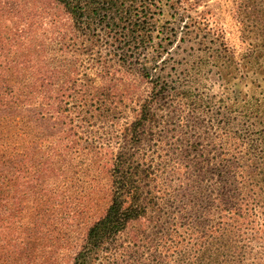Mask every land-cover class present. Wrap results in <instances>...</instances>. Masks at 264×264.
Segmentation results:
<instances>
[{"label":"trees","instance_id":"1","mask_svg":"<svg viewBox=\"0 0 264 264\" xmlns=\"http://www.w3.org/2000/svg\"><path fill=\"white\" fill-rule=\"evenodd\" d=\"M55 1L81 36L111 40L122 49V59L141 65L143 76L155 84L153 99L177 92L173 102L182 114L199 98L208 119L181 118L186 129L181 133L203 136L174 159L158 156L156 163L145 154L123 153L110 159L112 165L107 162L111 204L90 228L73 264H264V1L240 0L237 6L242 37L249 43L241 62L210 26L208 13L198 12L200 2ZM6 65L5 59L0 109L36 103L37 90L7 94L4 88H10L17 70ZM205 68L215 77L207 79L219 87L218 95L193 94L196 77H202L200 84L206 81ZM10 69L13 74H6ZM16 157L10 172L7 154H0V264H56L55 244H43L57 241L47 236L63 216L44 231L48 223L42 211L66 204L60 200L64 184L58 172H67L69 165L57 168L66 156L50 151L36 174L21 183L14 179L27 173L29 160L22 164L24 154ZM39 171L42 184L30 185Z\"/></svg>","mask_w":264,"mask_h":264},{"label":"rangeland","instance_id":"2","mask_svg":"<svg viewBox=\"0 0 264 264\" xmlns=\"http://www.w3.org/2000/svg\"><path fill=\"white\" fill-rule=\"evenodd\" d=\"M193 1L200 2L198 12L208 13L210 26L241 62L249 43L242 37L236 15L240 0ZM116 48L111 40L81 36L71 16L55 0H0V73H4L5 59L10 61L6 69L17 70L7 83L10 88L4 90L7 94L20 90V95L28 90L39 92L36 103L19 102V107L7 112L0 109V154H7L10 172L19 161L17 154H24L22 164L29 160L27 173L18 172L16 183L35 175L34 170L40 169L52 150L67 159L57 162L58 169L69 165L67 172H58L64 184L60 200L66 204L42 211L44 223H48L44 231L63 216L62 224L57 229L55 225L47 236L57 241L43 244H55L56 264H73L90 228L107 212L112 200L111 158L126 153L145 154L156 163L161 162L158 156L174 159L178 150L190 151L191 143L203 136L195 131L181 133L186 131L181 118L190 115L198 122L208 120L199 98L198 107L186 108L182 114L177 109L183 108L173 102L172 94L177 92L153 99L155 84L143 76L141 65L122 59V49ZM204 71L206 81L200 84L202 77H196L193 94L218 95L219 87L207 79L208 75L215 77L210 69ZM40 74L51 80L44 82ZM109 161L111 165H107ZM19 167L26 166L19 163ZM42 177L39 171L30 185H41ZM174 182L171 179V185Z\"/></svg>","mask_w":264,"mask_h":264}]
</instances>
